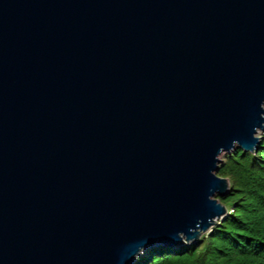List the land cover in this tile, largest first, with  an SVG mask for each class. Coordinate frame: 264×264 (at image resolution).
<instances>
[{
	"label": "water",
	"instance_id": "obj_1",
	"mask_svg": "<svg viewBox=\"0 0 264 264\" xmlns=\"http://www.w3.org/2000/svg\"><path fill=\"white\" fill-rule=\"evenodd\" d=\"M263 105L264 0H0V264L195 242Z\"/></svg>",
	"mask_w": 264,
	"mask_h": 264
},
{
	"label": "trees",
	"instance_id": "obj_2",
	"mask_svg": "<svg viewBox=\"0 0 264 264\" xmlns=\"http://www.w3.org/2000/svg\"><path fill=\"white\" fill-rule=\"evenodd\" d=\"M222 157L216 174L228 182L219 196L225 217L195 242L145 248L132 264H264V132L254 152L235 148Z\"/></svg>",
	"mask_w": 264,
	"mask_h": 264
},
{
	"label": "rangeland",
	"instance_id": "obj_3",
	"mask_svg": "<svg viewBox=\"0 0 264 264\" xmlns=\"http://www.w3.org/2000/svg\"><path fill=\"white\" fill-rule=\"evenodd\" d=\"M263 133V132H262ZM262 133H260V132H258L257 134L260 136ZM234 150V149H233ZM233 150H231V151H233ZM247 152H249V151H247ZM252 152H254V151H252ZM223 154L224 153H221L220 155H219V158L221 159V162H222V156H223ZM219 176V175H218ZM227 180V179H226ZM216 198H217V200L219 201V196H215ZM220 202V201H219ZM221 203V202H220ZM223 205V204H222ZM225 206V205H224ZM225 208H226V210H227V207L225 206ZM228 212V211H227ZM225 217V216H224ZM223 217V218H224ZM222 218V219H223ZM221 219V220H222ZM220 221V220H219ZM219 221H217V223L215 224V225H217L218 223H219ZM215 225H213V226H215ZM212 226V227H213ZM211 227V228H212ZM211 228L210 229H208L207 231H205V232H201L200 234H199V236H198V238H197V240L202 236V235H206L210 230H211ZM193 243V242H192ZM189 244H191V243H187L186 241H184V240H182L180 243H177L175 246H171V249L172 250H179V249H181L182 248V246H184V245H189ZM144 249H142L140 252H139V254L143 251ZM139 254H137V256L139 255ZM136 256V257H137ZM135 257V258H136Z\"/></svg>",
	"mask_w": 264,
	"mask_h": 264
},
{
	"label": "bare ground",
	"instance_id": "obj_4",
	"mask_svg": "<svg viewBox=\"0 0 264 264\" xmlns=\"http://www.w3.org/2000/svg\"><path fill=\"white\" fill-rule=\"evenodd\" d=\"M263 107H264V105H263Z\"/></svg>",
	"mask_w": 264,
	"mask_h": 264
}]
</instances>
